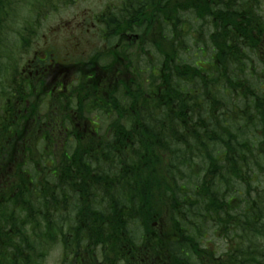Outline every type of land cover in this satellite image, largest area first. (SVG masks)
Instances as JSON below:
<instances>
[{"label": "trees", "instance_id": "trees-1", "mask_svg": "<svg viewBox=\"0 0 264 264\" xmlns=\"http://www.w3.org/2000/svg\"><path fill=\"white\" fill-rule=\"evenodd\" d=\"M74 2L0 0V264H38L58 243L92 251L116 227L174 264L212 228L264 242L261 1L107 0L93 92L83 73L53 94L17 65ZM121 32L140 49L113 51ZM92 113L93 131L77 120Z\"/></svg>", "mask_w": 264, "mask_h": 264}, {"label": "flooded vegetation", "instance_id": "flooded-vegetation-1", "mask_svg": "<svg viewBox=\"0 0 264 264\" xmlns=\"http://www.w3.org/2000/svg\"><path fill=\"white\" fill-rule=\"evenodd\" d=\"M93 22L94 19L92 24ZM141 44L142 40L137 35L121 32L118 42H114L113 51L126 47L136 52ZM54 54L52 48L44 49V56H37L40 64H36L34 55L26 61V64L23 63L25 65L19 72L31 75L35 71V74L40 75L39 84L53 94L68 93L69 88L78 82V76L85 73L91 79V83L83 87L90 88L93 92V51L84 56L69 57L71 59L66 58L65 55L57 56L55 59ZM86 117L84 115L77 120L83 122L84 126L89 125V129L93 131V113ZM122 214L129 215L126 212ZM233 228H221L218 232L215 231L216 228H212L204 233L198 240L197 252L194 251L193 245L187 253L186 264H264V242L257 243L258 239L252 234L245 237L238 236L239 229ZM25 230L29 229L25 228ZM109 230L116 233L108 243L101 242V239L95 235L92 251H85L80 246L76 252L71 253L58 243L46 251L47 253L38 261V264H45L48 258L58 250L60 251L59 264H174L177 262L176 253H170L169 257L166 252H161L157 253L154 259H152L153 255L148 258L146 252L151 253L155 248L151 246L149 249L147 245L145 246L139 237V229L124 230V228L116 227ZM230 230L234 231L233 235ZM130 233L133 240L138 238L136 242H129ZM172 238L175 239L174 235ZM173 244L177 245L176 242Z\"/></svg>", "mask_w": 264, "mask_h": 264}, {"label": "rangeland", "instance_id": "rangeland-1", "mask_svg": "<svg viewBox=\"0 0 264 264\" xmlns=\"http://www.w3.org/2000/svg\"><path fill=\"white\" fill-rule=\"evenodd\" d=\"M106 1L75 0L73 4L67 7H60L57 11L49 13L45 19L41 20V25L37 30V37L32 42L29 53L21 55L19 58L18 71L26 64L29 58L34 56L35 52L47 48L55 49L57 53L59 52V54L67 56L66 58L84 56L98 48L101 44L100 31L94 22L92 24V19L94 14L103 7ZM260 1V12L264 17V0ZM25 15L27 16V13L14 17L13 22L17 20L15 22L16 26L13 25L10 28L15 29L19 27L20 22L24 18L27 20ZM30 15L29 13L28 16ZM24 62L25 64H23ZM59 253V250L54 252L45 264H59Z\"/></svg>", "mask_w": 264, "mask_h": 264}]
</instances>
